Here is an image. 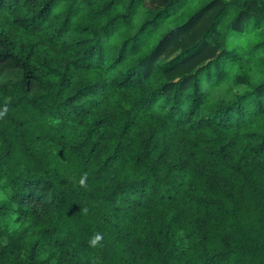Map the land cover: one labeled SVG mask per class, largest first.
<instances>
[{
  "label": "trees",
  "instance_id": "obj_1",
  "mask_svg": "<svg viewBox=\"0 0 264 264\" xmlns=\"http://www.w3.org/2000/svg\"><path fill=\"white\" fill-rule=\"evenodd\" d=\"M250 24L264 0H0V264H264Z\"/></svg>",
  "mask_w": 264,
  "mask_h": 264
},
{
  "label": "clouds",
  "instance_id": "obj_2",
  "mask_svg": "<svg viewBox=\"0 0 264 264\" xmlns=\"http://www.w3.org/2000/svg\"><path fill=\"white\" fill-rule=\"evenodd\" d=\"M261 39H264V25H262L259 28H253L250 24L248 30H246L239 37V39L235 41H231V40L228 41L227 47L233 48L236 45H241L245 50H247L252 44H254L256 41L261 40ZM256 63H264V54H261L260 56L256 57L253 60V64H256ZM259 79H264V76H258L254 78L253 83H256ZM243 90H244L243 88H238V91H243ZM6 112H7L6 108H4L3 110H0V118L4 117ZM85 181H86V174L80 177L79 184L81 186H84ZM6 198H7L6 195L0 196V199H6ZM102 239H103L102 235L99 233H96L89 238L88 244L92 248H96L100 245Z\"/></svg>",
  "mask_w": 264,
  "mask_h": 264
}]
</instances>
